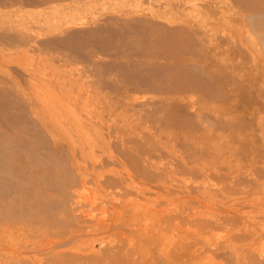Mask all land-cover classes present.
<instances>
[{
  "label": "rangeland",
  "instance_id": "1",
  "mask_svg": "<svg viewBox=\"0 0 264 264\" xmlns=\"http://www.w3.org/2000/svg\"><path fill=\"white\" fill-rule=\"evenodd\" d=\"M33 1L0 0V264H264V0Z\"/></svg>",
  "mask_w": 264,
  "mask_h": 264
},
{
  "label": "bare ground",
  "instance_id": "2",
  "mask_svg": "<svg viewBox=\"0 0 264 264\" xmlns=\"http://www.w3.org/2000/svg\"><path fill=\"white\" fill-rule=\"evenodd\" d=\"M25 1H29V0H25ZM33 1V0H32ZM33 2H35V1H33ZM28 3V2H27ZM233 4H235V3H233ZM79 6V5H78ZM237 7H240V6H237ZM103 8V7H102ZM96 11L97 10H99V9H95ZM99 12V11H98ZM257 12V11H256ZM95 13V12H94ZM100 13V15H102L101 13L102 12H99ZM253 14H256V13H253ZM253 14H251V17L252 18H254L252 15ZM257 14H259V15H261L260 13H257ZM32 15H34V14H32ZM39 15V14H38ZM82 15V14H81ZM264 15V14H263ZM262 16V15H261ZM244 17H246V16H244ZM247 17H249V14H248V16ZM112 18V17H111ZM101 19H104V21L105 20H108L109 19V17L108 16H102V17H100V18H98V19H96V18H93V19H91V22H90V24L87 26V30H89L90 31V29H91V27H92V29H95L96 28V26L97 25H99V21L101 20ZM247 20V19H246ZM250 20V19H249ZM253 20V19H252ZM254 20H255V18H254ZM248 21V20H247ZM251 21V20H250ZM253 23V22H252ZM2 23H0V25H1ZM102 24L100 23V26H101ZM130 25H132V24H130ZM254 26V25H253ZM107 27V26H106ZM132 27H133V25H132ZM102 29H103V27H101ZM255 28V27H254ZM253 28V29H254ZM102 29H101V31H102ZM112 29V28H111ZM74 30H76V29H74ZM74 30H72V29H67V28H65V27H63V28H56L54 31H53V34L52 35H50V36H47L43 41H42V43L44 42V43H46V42H51L52 43V41H62L61 43H64L65 42V39L66 38H69V37H73L74 36V34H75V32H79V31H74ZM85 30V29H84ZM145 30V29H144ZM107 31V30H106ZM254 31V30H253ZM86 30H85V32H83L84 34H86ZM96 32V31H95ZM111 32V31H110ZM201 32V31H200ZM196 33V32H195ZM255 33V32H254ZM77 34V33H76ZM197 34V33H196ZM200 34V33H199ZM198 34V35H199ZM8 35H12V36H18L17 34H8V32L6 31V30H1L0 31V38H5V37H8ZM93 35V34H92ZM95 35H96V33H95ZM246 35H247V33H246ZM245 35V36H246ZM262 35V34H261ZM76 36V35H75ZM112 36H114V35H112ZM201 36V35H200ZM260 36V35H259ZM95 37V36H94ZM246 37H248V36H246ZM76 39H77V37H75ZM90 40H92V39H90ZM95 41V40H94ZM98 41V40H97ZM120 41V40H119ZM96 42V41H95ZM109 42V41H108ZM41 43V42H40ZM55 44H57L56 42H55ZM202 45V44H201ZM73 46V45H72ZM119 52V51H118ZM78 54V53H77ZM81 55V54H80ZM80 55H78V56H80ZM112 55V54H111ZM84 57V56H83ZM102 64V63H101ZM98 66V65H97ZM117 66V65H116ZM104 69V68H103ZM92 70V69H91ZM87 71V70H86ZM43 72V71H42ZM152 72V71H151ZM44 73V72H43ZM42 75V74H41ZM61 76V75H60ZM64 83V82H63ZM83 83V82H82ZM135 96V95H134ZM143 97V96H142ZM114 108V107H113ZM117 108V107H116ZM137 109V108H136ZM111 114V113H110ZM210 122V121H209ZM213 123V122H212ZM86 124V123H85ZM204 125V124H203ZM155 129V128H154ZM158 134V133H157ZM163 136V138H164V135H161V137ZM167 143V142H166ZM152 157V156H151ZM155 158V157H154ZM157 158V157H156ZM159 159V158H158ZM111 160H113V159H111ZM153 160V159H152ZM166 160V159H165ZM144 164V163H143ZM169 164V163H168ZM171 165V164H170ZM124 167H125V165H124ZM146 170V169H145ZM125 171H126V169H125ZM128 172V171H127ZM155 172V171H154ZM129 174H130V172H129ZM240 176V175H239ZM130 177V176H129ZM128 184V183H127ZM88 186V185H87ZM80 188H82V187H80ZM142 188H140V190H141ZM80 189H78V191H79ZM109 190V189H108ZM197 190V189H196ZM86 192V191H85ZM138 192V191H137ZM74 193H75V191H74ZM121 193V192H120ZM77 194V193H76ZM111 194V193H110ZM82 195V194H81ZM86 195V194H85ZM111 196H112V194H111ZM110 196V197H111ZM114 196V195H113ZM112 196V197H113ZM131 197V196H130ZM130 197H128V198H130ZM114 199V198H113ZM116 199H117V197H116ZM70 200V199H69ZM74 201H75V199H73ZM78 200H79V198H78ZM123 200V199H122ZM117 201V200H116ZM212 201V200H211ZM70 203V202H69ZM74 203V202H73ZM77 203V202H76ZM101 203H103V202H101ZM75 204V203H74ZM52 205V204H51ZM54 205V204H53ZM57 206V205H56ZM55 206V208H57ZM241 206V205H240ZM71 207V206H70ZM182 207V206H181ZM54 208V209H55ZM226 209V208H225ZM79 212V211H78ZM76 213V212H75ZM93 213V212H92ZM93 215V214H92ZM102 215V214H101ZM100 215V216H101ZM104 217V216H103ZM189 217V216H188ZM96 221H98V220H96ZM144 223V222H143ZM89 224H94V226H98V225H100V222H95V223H91V222H89ZM88 224V225H89ZM146 224V223H145ZM179 225V224H178ZM181 225V224H180ZM189 226V225H188ZM111 227V226H110ZM108 228H109V226H108ZM107 227H106V231H107V229H108ZM116 228V227H115ZM117 228H118V226H117ZM124 227H121V229H123ZM143 228H145L144 226H143ZM110 229V228H109ZM108 229V230H109ZM111 229H114V227L112 228L111 227ZM110 229V230H111ZM120 228L118 229V230H121ZM87 230V229H86ZM115 230V229H114ZM161 232H162V230H160ZM159 231V232H160ZM160 232V233H161ZM219 232V231H218ZM91 233H94L93 231L91 232ZM159 233V234H160ZM88 234H90V233H88ZM96 234V233H95ZM101 234V233H100ZM103 235H104V233H102ZM212 234H213V232H212ZM73 235H75L76 236V234H72V236ZM81 235V237H82V235H83V233H81L80 234ZM85 235V234H84ZM83 235V236H84ZM97 235V234H96ZM72 236L70 237V239L72 238ZM75 236H73V237H75ZM77 236H78V234H77ZM171 236V235H170ZM214 236V235H213ZM101 237V236H100ZM69 239V237H68V240H70ZM91 239V238H90ZM166 239H167V237H166ZM165 239V240H166ZM67 240V239H66ZM93 239H91V241H92ZM65 240H63L62 242H64ZM216 241V240H215ZM66 242V241H65ZM64 242V243H65ZM68 242V241H67ZM99 242V241H98ZM167 242H168V240H167ZM212 242H214V241H212ZM61 243V242H60ZM50 244H52V243H50ZM56 244V243H55ZM54 244V245H55ZM102 244H103V242H102ZM114 245V244H113ZM46 246V245H45ZM52 245H50V247H51ZM226 246V245H225ZM48 247L49 246H47V247H45V249L47 248L48 249ZM63 247V246H62ZM55 248V247H54ZM53 248V249H54ZM61 248V247H60ZM93 248H95V247H93ZM236 248V247H235ZM252 249H254V248H252ZM93 250V249H92ZM236 251H237V248L235 249ZM239 251H240V249H238ZM74 251V250H73ZM88 251V250H87ZM220 253V252H219ZM205 254V253H204ZM158 257V256H157ZM221 259V258H220ZM228 260V259H227ZM242 260V259H241ZM224 261V260H223ZM243 261V260H242Z\"/></svg>",
  "mask_w": 264,
  "mask_h": 264
}]
</instances>
